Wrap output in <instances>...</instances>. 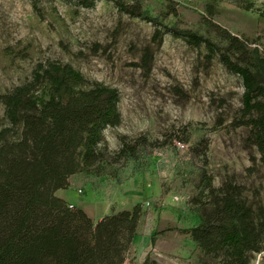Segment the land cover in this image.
I'll list each match as a JSON object with an SVG mask.
<instances>
[{
  "label": "rangeland",
  "instance_id": "1",
  "mask_svg": "<svg viewBox=\"0 0 264 264\" xmlns=\"http://www.w3.org/2000/svg\"><path fill=\"white\" fill-rule=\"evenodd\" d=\"M139 1L146 15L221 46L224 31L251 48L264 45V0ZM39 8L30 0H0V94L27 80L44 59L71 63L87 78L116 87L122 119L104 130L109 148L119 146L120 135L160 143L140 148L121 165L104 166L100 174L78 173L67 190L81 198L91 186L88 208L100 214L116 212L121 200L131 198L126 192L137 190L139 222L124 264H216L187 232L201 222L190 205L201 188V170L215 186L225 178L243 185L249 202L264 207V161L245 141L249 128L234 124L243 115L241 79L216 57L207 61L203 46L168 34L153 42L149 22L117 11L112 2L86 8L77 0H40ZM146 51L149 68L141 65ZM0 124H7L1 102ZM203 139L204 156L196 150ZM90 209L83 210L94 222ZM249 264H264V240Z\"/></svg>",
  "mask_w": 264,
  "mask_h": 264
},
{
  "label": "trees",
  "instance_id": "2",
  "mask_svg": "<svg viewBox=\"0 0 264 264\" xmlns=\"http://www.w3.org/2000/svg\"><path fill=\"white\" fill-rule=\"evenodd\" d=\"M101 0H77L91 8ZM117 11L153 26L152 41L165 35L192 47H204L205 58H217L227 72L241 79L242 117L236 126L249 128L245 141L264 161V45L261 50L226 31L221 46L180 25H167L146 15L139 0H104ZM40 13V0H30ZM175 16L177 12L170 8ZM145 52L142 67L149 68ZM119 90L87 78L71 63L57 59L36 62L30 77L0 94V264H124L137 232L140 204L102 216L87 213L56 195L78 173L100 174L106 165H121L147 145L145 135L118 137L111 150L104 130L120 124ZM200 145V146H199ZM202 151H201V150ZM196 150L205 155L201 140ZM200 191L190 205L201 222L189 228L191 239L216 264H249L264 240V207L250 203L244 186L225 178L219 186L204 168ZM154 241V238H152Z\"/></svg>",
  "mask_w": 264,
  "mask_h": 264
},
{
  "label": "crops",
  "instance_id": "3",
  "mask_svg": "<svg viewBox=\"0 0 264 264\" xmlns=\"http://www.w3.org/2000/svg\"><path fill=\"white\" fill-rule=\"evenodd\" d=\"M70 179H72V181H76L79 179V176H78V174H74L70 177ZM89 190L91 192L90 195L88 192H86L87 195L83 196L81 198L76 196L72 190H67V189L57 190L56 195L58 197L64 199V200H66L67 202H69L72 206L87 210V209H90L88 207L90 206V204L94 200L93 191L91 189V186H89ZM135 191H137V190L134 188V189H131V190L126 192L125 195H128L129 197L131 196V198H124L123 200H121V202H119L117 204L118 208L116 209V212L121 211V210H131L136 204L139 203L140 200H137V198H135L136 197ZM90 210L91 211L89 213L94 218V222H96L102 216L112 213V211H109V213L100 214L98 211H96L94 209H90Z\"/></svg>",
  "mask_w": 264,
  "mask_h": 264
},
{
  "label": "built area",
  "instance_id": "4",
  "mask_svg": "<svg viewBox=\"0 0 264 264\" xmlns=\"http://www.w3.org/2000/svg\"><path fill=\"white\" fill-rule=\"evenodd\" d=\"M72 205L70 204V207H71Z\"/></svg>",
  "mask_w": 264,
  "mask_h": 264
}]
</instances>
